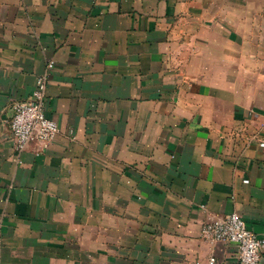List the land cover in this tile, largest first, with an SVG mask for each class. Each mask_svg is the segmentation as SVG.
I'll use <instances>...</instances> for the list:
<instances>
[{"label":"crops","instance_id":"crops-1","mask_svg":"<svg viewBox=\"0 0 264 264\" xmlns=\"http://www.w3.org/2000/svg\"><path fill=\"white\" fill-rule=\"evenodd\" d=\"M232 212L264 239V0H0V264H240Z\"/></svg>","mask_w":264,"mask_h":264},{"label":"built area","instance_id":"built-area-1","mask_svg":"<svg viewBox=\"0 0 264 264\" xmlns=\"http://www.w3.org/2000/svg\"><path fill=\"white\" fill-rule=\"evenodd\" d=\"M46 82L45 75L38 77L33 97L14 106L10 126L19 149H25L33 140L46 145L59 130L57 121L45 113ZM202 232L211 241L236 244L240 264H257L261 260L264 239L253 232L238 212L210 219L203 225ZM214 261L212 258L211 263Z\"/></svg>","mask_w":264,"mask_h":264}]
</instances>
